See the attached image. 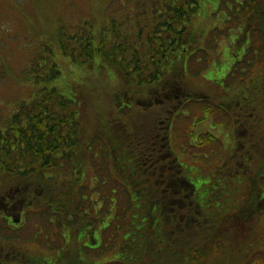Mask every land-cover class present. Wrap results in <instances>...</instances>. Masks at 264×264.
<instances>
[{
	"label": "trees",
	"instance_id": "obj_1",
	"mask_svg": "<svg viewBox=\"0 0 264 264\" xmlns=\"http://www.w3.org/2000/svg\"><path fill=\"white\" fill-rule=\"evenodd\" d=\"M201 2L125 0L120 15L100 10L61 25L55 49L42 41L27 51L24 79L33 89L22 85L26 97L0 106V264H264V0H213L217 22L204 44H217L223 33L235 50L233 30L247 29L237 50L243 51L233 53L222 76L224 89L212 83L216 76L206 78L208 69L201 77L208 51L189 44L191 18L207 15ZM181 51L189 73L190 58L203 62L193 70L219 96L176 77L160 81ZM57 54L77 66L99 56L122 72L125 83L154 84L163 95L182 86L203 100H197L202 111H196L197 101L189 103L194 112L183 109L172 124L166 116L173 106L166 107L155 128L152 107L132 90L136 96L118 97L113 114L96 110L97 137L80 145V105L56 85ZM217 65L211 64L213 71ZM203 113L209 119L193 136L190 120H202ZM179 117V134L190 149L178 148L172 137ZM210 122L221 123L225 135L208 128ZM205 146L208 152L199 151ZM210 151L215 163L205 171L193 160L209 158ZM207 177L219 178L226 189L209 193L202 188ZM11 213L24 222L21 237L11 229ZM46 227L51 233H44Z\"/></svg>",
	"mask_w": 264,
	"mask_h": 264
},
{
	"label": "rangeland",
	"instance_id": "obj_2",
	"mask_svg": "<svg viewBox=\"0 0 264 264\" xmlns=\"http://www.w3.org/2000/svg\"><path fill=\"white\" fill-rule=\"evenodd\" d=\"M53 1L54 0H0V106L13 100L15 96L26 97L28 92L26 87L22 85H26L30 89L33 87L30 80L24 79L25 72L23 71L25 67L23 61L27 58L26 54L29 49H37L42 41H48L52 46H54L53 39L56 37L57 31L61 25L68 26L69 24H76L85 17L94 16L95 14L100 13V10L106 12L109 10L112 15H120L123 11L120 4L125 2V0H58L57 4L54 5ZM117 4H119L118 7ZM212 4L213 0H202V14L207 12V15L195 16L191 18L190 29L192 31L193 38L189 44L195 42L196 46L199 48L202 47V49L205 48L208 51V55L206 54V57H209L207 62L208 66L205 69H200L201 72L199 71L198 73H200L201 77H204L202 74H204V71L208 69V72L205 73V75H207L206 78L216 76L213 78L212 83L220 88H223L221 81L222 76H224L230 69L234 54H241L243 51V48L239 51L237 50L242 44H244V38H246L245 32L247 29L246 27H242L243 30L241 32L237 31V28L234 29L233 32L229 28L226 29L227 34L228 32H232V35L234 34L239 37V39H236L235 41L238 45L235 50L232 46L230 48L229 44H227V35L223 33L221 34L222 37L218 39L217 44H214L213 40L210 44H204V38L209 33L211 35V28H213L214 22H217L215 13L210 12ZM113 7H117V12L114 13ZM38 27L40 30L37 29ZM46 34L48 35V39L43 40L45 37L47 38ZM216 35L217 33H215L212 37L215 39ZM55 48L56 46H54V49ZM178 54L180 57L173 66L172 63H170V66H164V71L160 81L166 80L165 83L174 82L173 78L176 77V79L180 80L184 86L187 85L192 88L198 86L202 88L201 90H205L208 94L219 96L218 92L209 87L206 80H199V74H195L194 72L196 65L198 64L199 66L203 64V62L197 63L193 58H190L191 62L193 61L194 63L191 66L192 71L189 73L188 70L183 67L186 60L184 57L186 56L185 52L181 51ZM219 54H222L223 57L220 63L217 60ZM61 55L57 54L58 63L61 67V75L56 80V85L65 94L73 96V98L76 99L80 105L79 108L77 107L81 121L80 137L82 142L80 141V145H82L83 142H85L91 135H93V137H97V135L94 134L95 124L93 121L96 110L100 109L101 111H106L107 113L111 111L113 114V108L116 107L118 97H121L123 100L125 98L131 99L136 96L135 93H131L132 90H140L142 97H140L139 100L141 103L152 107L154 113L152 117L150 116V122L152 120L154 121L152 124L155 128H157L158 121L160 122V120H165L164 109L167 106H163L164 102H162V89L159 93V89L153 90V88H155L154 84H147L143 87L142 85L133 84L131 82L125 83V77L122 72L110 64L104 65V61L99 56H96L91 62H86L85 64L77 66L70 65L67 61L68 59L66 57L65 58L67 60L64 59V55ZM198 55L201 56V53ZM199 59H197V61H199ZM212 63L219 64L217 65L216 71H213L214 68L211 67ZM212 71L213 73H211ZM170 98L174 100L173 95H171ZM192 103L194 102H191V104ZM195 105L200 108L196 111L201 113L203 107L201 102L197 101L195 102ZM123 107L122 103L119 109ZM183 108L188 109L191 113L194 112L191 105H187ZM211 111L218 113V110L216 111L214 108L211 109ZM217 118L218 121L221 120L219 117ZM182 119L184 118L179 117V121L177 120V125L174 126L175 128L172 134L178 148L180 145L189 147L183 137L179 134ZM208 119L209 117L207 113H203L202 120H190L192 125L191 132L193 136H197L200 132L198 131V125L207 122ZM214 121H217V119L215 118ZM146 122L148 123V121ZM206 125L208 128L213 129V132H215L218 136L225 135L226 128L223 127L221 123L210 122ZM207 131L210 132L209 130ZM195 141L198 142L197 139H195ZM209 149V147L205 146L203 151L198 150L206 153ZM209 153L210 157L207 159L196 157L195 160H193L195 164L199 165L205 171L212 170L215 163L214 158L216 156H214L212 151ZM182 154L187 155L189 154V151L184 150ZM216 155H218V152ZM105 174L106 172H104L103 175ZM203 184L202 188L207 189L209 193L218 188H224V190L226 189V183L221 182L219 178L213 180L212 177H207ZM92 197L95 196L93 195ZM215 203L217 205L219 204L218 201ZM211 210L215 211V208ZM227 230L229 231L228 235L233 237L234 229L231 231L230 227L227 226ZM51 231L52 229L46 227L44 233H51ZM44 241L45 240L42 239L41 243Z\"/></svg>",
	"mask_w": 264,
	"mask_h": 264
},
{
	"label": "flooded vegetation",
	"instance_id": "obj_3",
	"mask_svg": "<svg viewBox=\"0 0 264 264\" xmlns=\"http://www.w3.org/2000/svg\"><path fill=\"white\" fill-rule=\"evenodd\" d=\"M171 95H173L175 100H172L170 97ZM197 100H201V98H193L192 94L190 91L183 89L182 86H178L177 88H170L168 89L165 94L163 95V104L166 103L167 107L173 106V109L169 112L170 114L166 116V120L168 123H170V121L173 124V118L177 117L178 113L183 114L184 115V111H183V107H186L187 104L189 105V103L191 104V102H195ZM173 110H176L174 113L172 112ZM173 114V116H172ZM187 115V114H185ZM172 117V118H171ZM171 118V119H170ZM162 122V121H161ZM171 124V126H172ZM174 126V125H173ZM12 215H16L13 216L15 225H11V229L17 233H19L18 237H21V234L23 232V228L22 226H24V222H21V218H20V213H11ZM94 242V241H92ZM49 264H54V262L49 263Z\"/></svg>",
	"mask_w": 264,
	"mask_h": 264
}]
</instances>
